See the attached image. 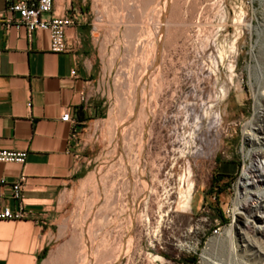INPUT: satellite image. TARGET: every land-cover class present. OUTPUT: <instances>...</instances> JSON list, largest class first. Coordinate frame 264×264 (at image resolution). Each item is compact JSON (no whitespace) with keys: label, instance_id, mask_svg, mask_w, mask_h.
<instances>
[{"label":"rangeland","instance_id":"1","mask_svg":"<svg viewBox=\"0 0 264 264\" xmlns=\"http://www.w3.org/2000/svg\"><path fill=\"white\" fill-rule=\"evenodd\" d=\"M168 1L171 23L144 71L151 53L139 43L154 41L161 0H88L104 104L85 129L90 160L60 196L58 238L40 264H114L124 249L116 264H217L206 251L239 230L236 199L264 194L253 178L241 187L251 166H264L253 155L264 147L244 140L257 127L255 95L264 98L250 76L264 0Z\"/></svg>","mask_w":264,"mask_h":264},{"label":"crops","instance_id":"2","mask_svg":"<svg viewBox=\"0 0 264 264\" xmlns=\"http://www.w3.org/2000/svg\"><path fill=\"white\" fill-rule=\"evenodd\" d=\"M51 12L74 18L60 52L49 49L46 29L0 25V149L25 152L21 162L0 161V209L22 213L0 218V264H40L57 240L60 196L89 163L85 129L104 104L91 3L53 0ZM65 109L72 121L60 119ZM14 183L20 199L11 195Z\"/></svg>","mask_w":264,"mask_h":264},{"label":"bare ground","instance_id":"3","mask_svg":"<svg viewBox=\"0 0 264 264\" xmlns=\"http://www.w3.org/2000/svg\"><path fill=\"white\" fill-rule=\"evenodd\" d=\"M171 3H172V1H171ZM171 3L168 0H161L160 11H159V13L157 12L158 13L157 19L153 24H151L153 26L151 28L152 29L151 32H149L152 35L151 39L154 41L149 42L150 41L149 39L142 38V40L139 43V46L142 48V50L144 48V50L142 51L143 53L141 51H139V52H141L143 55H145L146 51H145L144 46H146L148 48L147 53H151V60H150V62L148 61L149 63L146 62L147 60L143 61L142 58L144 56L141 54L142 58L141 57L140 58L142 59L141 63H142V66L144 68V71H145V69L150 70L157 62V57H158L157 51H155V53H152V51H153L152 48L155 49L154 45H155V41H157L155 39H158L156 37H159L162 35L163 29L166 25L165 23L168 22L167 21V14L170 10V4ZM263 5H264V3H263ZM263 17H264V13H263ZM169 22H168V25L171 23V22L170 23ZM130 27H132V25H130ZM134 29H135V27H134ZM258 30H259V34H258L257 52H256V55H254L255 56V63L250 67V76H251L252 80H254L253 81V89L257 92L258 91L264 92V18H263L262 24L259 25ZM128 31H130L129 28H128ZM132 31H133V29H132ZM129 33L130 32H128V34ZM149 38H150V36H149ZM156 48H157V46H156ZM130 57H131V55H130ZM146 73L147 72H145L143 74L144 79H143L142 86H141L142 89H144L145 85H146V78L148 77L146 75ZM122 74H124V73H122ZM125 78H127V77H125ZM149 80L150 79H148L147 81H149ZM150 83H151V81H150ZM132 93L134 94V92H132ZM147 98L149 99V97H147ZM134 102H135V99H134ZM125 104H123V105H125ZM255 104H256V116H255V119L252 121L251 124H253L252 126L256 125L257 127L254 129V131H252V133H246L244 136V140L249 144H252V145L255 144V145H259V146L264 147V98L261 97L260 93L259 94L257 93L255 95ZM145 109L146 110L148 109V102L145 105ZM258 122H263V124L259 123L260 125H257ZM145 128H146V125L144 127V130H145ZM143 135H145L144 132H143ZM253 155H254L255 159H257L258 156H261L262 158H264V150L261 151L260 153L254 152ZM252 178L258 184L261 182L264 183V166L260 163V161L256 165L251 166L247 170L246 174L243 175V179H245V181H243V183L241 184L243 191L247 192L248 191L247 189L250 188V185L251 186L253 185V182L248 183V181H250V180L253 181ZM261 194L262 193H260V197H251V199L249 198L250 199L249 200L248 197L250 195L247 192L241 198L236 199V201L234 203V205H235L234 212L239 216V220H240L238 222L239 230L237 231V233L234 232L232 229L228 230L227 236L225 238H223L220 242H217L215 240L212 243H210V246H209L208 250L206 251V252L210 251L212 253V255L213 254L216 255L217 264H263L262 256L264 254V239L261 236L264 237V194H262V195ZM243 214L246 217L245 216L242 217ZM125 250L126 249H124V251L120 254V256L125 254ZM92 255H93V253H92ZM120 256H119V258H120ZM95 257H97L96 254H95ZM119 258L117 260H113V262H115L114 264L117 263ZM82 260H83V258H82ZM95 263H96V261H95ZM98 264H100V262ZM212 264H215V263H212Z\"/></svg>","mask_w":264,"mask_h":264},{"label":"built area","instance_id":"4","mask_svg":"<svg viewBox=\"0 0 264 264\" xmlns=\"http://www.w3.org/2000/svg\"><path fill=\"white\" fill-rule=\"evenodd\" d=\"M53 0H3L4 14L0 15V25L23 26L27 32L35 29H46L49 35V49L60 52L65 49L64 30L74 23V18L68 15H55L51 12ZM73 73V70L70 71ZM63 121H72L69 110L65 109L60 115ZM24 151L0 149V161L21 162ZM12 197L20 199L18 183L12 185ZM22 213L10 211L8 207L0 209V218L13 219Z\"/></svg>","mask_w":264,"mask_h":264},{"label":"trees","instance_id":"5","mask_svg":"<svg viewBox=\"0 0 264 264\" xmlns=\"http://www.w3.org/2000/svg\"><path fill=\"white\" fill-rule=\"evenodd\" d=\"M195 186H193V189H194Z\"/></svg>","mask_w":264,"mask_h":264}]
</instances>
